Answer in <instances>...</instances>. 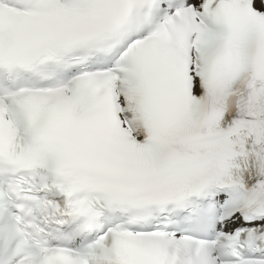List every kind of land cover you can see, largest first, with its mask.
<instances>
[{"label": "snow or ice", "instance_id": "1", "mask_svg": "<svg viewBox=\"0 0 264 264\" xmlns=\"http://www.w3.org/2000/svg\"><path fill=\"white\" fill-rule=\"evenodd\" d=\"M0 264H264V0H0Z\"/></svg>", "mask_w": 264, "mask_h": 264}]
</instances>
